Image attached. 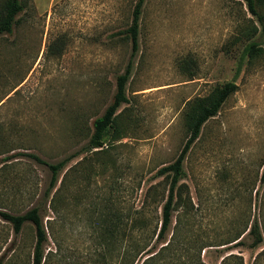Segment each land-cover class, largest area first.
<instances>
[{
	"label": "rangeland",
	"instance_id": "rangeland-1",
	"mask_svg": "<svg viewBox=\"0 0 264 264\" xmlns=\"http://www.w3.org/2000/svg\"><path fill=\"white\" fill-rule=\"evenodd\" d=\"M22 1L12 33L0 35V210L39 208L43 264H126L138 211L147 226L133 236L152 245L171 181L157 172L188 138L187 104L231 81L238 90L186 156L161 243L176 237L181 255L205 246V264H264V24L246 4L145 0L132 57L123 32L138 0ZM252 42L263 49L253 59L244 52ZM130 59L119 132L109 128L103 147L89 151L93 123ZM23 153L52 164L69 159L53 189L48 167ZM255 222L263 242L252 248ZM12 241L4 264H32L35 226L15 236L0 219V255Z\"/></svg>",
	"mask_w": 264,
	"mask_h": 264
},
{
	"label": "trees",
	"instance_id": "trees-1",
	"mask_svg": "<svg viewBox=\"0 0 264 264\" xmlns=\"http://www.w3.org/2000/svg\"><path fill=\"white\" fill-rule=\"evenodd\" d=\"M145 0H138L134 7L132 15V23L130 27L123 33H126L132 42V57L135 56L138 51V36L140 28V17L142 12V6ZM243 1L249 12L258 18L261 24H264V15L261 9L264 8V0H241ZM25 9V3L22 0H6L2 13L0 16V35L11 34L13 27L16 24V17ZM264 26V25H263ZM264 30V27H263ZM263 49L256 43L252 42L245 48V55L253 59L258 56ZM133 68L132 59L127 64L125 72L117 78V91L114 95L112 104L106 109L105 113L97 118L93 123L94 132L90 138L87 149L94 150L102 148L104 145V137L109 128H114L115 133L119 132L118 128V111L122 104L128 102L126 95V86L130 79ZM238 90V86L234 81L227 82L220 87H216L208 96L191 101L187 104L185 110V122L188 130V138L180 151L176 160L159 169L158 176H166L171 179L170 187L168 191V198L163 206L161 226L159 228L156 241L149 245V243H141L140 240H135L134 231L142 230L147 226L143 217V212L138 211V216L133 221V226L129 228V241L127 245V257L126 264H205L201 260V250L205 247H199L196 251L190 247L186 248L183 255L178 253L175 249L176 246H180L178 239L171 238L166 245L161 243L165 239L168 233L170 225L172 223V213L175 209L176 202V189L180 182L185 177L184 161L192 145L197 141L200 136L202 126L210 119L215 117L221 110L224 103L228 98ZM117 125V126H116ZM2 129H0L1 137ZM24 156L29 157L37 163L43 164L48 167L52 174L51 188L55 187L57 183L58 174L66 166L69 159H64L58 163L52 164L44 161L38 155L32 153H23ZM75 156V155H72ZM12 157V155L10 156ZM9 157V158H10ZM264 181V173L262 177ZM48 196V193H47ZM131 215V216H130ZM132 218V214H128ZM0 219L11 225L14 235L17 236L21 233L26 223H32L36 229V244L33 251L32 264H43L45 255L43 250V244L47 240L46 230L39 214V208L34 207L24 214H12L8 211L0 210ZM143 230L141 231L142 234ZM254 237L252 248H256L263 242L258 223L255 222L251 226L249 231ZM1 246L7 241L4 234H1ZM238 238L233 241H237ZM231 241V242H233ZM240 242V241H239ZM237 242V243H239ZM158 244H160L158 246ZM242 244V243H240ZM14 249V242L12 241L7 246L4 252L0 255V264H4V260L8 252ZM194 250V251H193ZM239 261L234 264H243L241 258L233 257ZM226 260V259H224ZM225 263V262H224Z\"/></svg>",
	"mask_w": 264,
	"mask_h": 264
},
{
	"label": "crops",
	"instance_id": "crops-1",
	"mask_svg": "<svg viewBox=\"0 0 264 264\" xmlns=\"http://www.w3.org/2000/svg\"><path fill=\"white\" fill-rule=\"evenodd\" d=\"M35 1V3H37V0H34ZM58 2V0H52V1H50L49 2V5H50V7L53 5V4H56Z\"/></svg>",
	"mask_w": 264,
	"mask_h": 264
}]
</instances>
